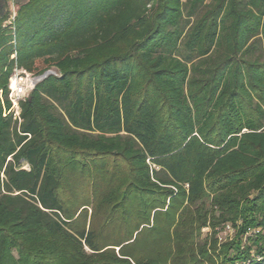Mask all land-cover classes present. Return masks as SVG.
Listing matches in <instances>:
<instances>
[{
  "label": "trees",
  "instance_id": "trees-1",
  "mask_svg": "<svg viewBox=\"0 0 264 264\" xmlns=\"http://www.w3.org/2000/svg\"><path fill=\"white\" fill-rule=\"evenodd\" d=\"M0 94V264H264V0H28Z\"/></svg>",
  "mask_w": 264,
  "mask_h": 264
},
{
  "label": "built area",
  "instance_id": "built-area-1",
  "mask_svg": "<svg viewBox=\"0 0 264 264\" xmlns=\"http://www.w3.org/2000/svg\"><path fill=\"white\" fill-rule=\"evenodd\" d=\"M27 71L23 69H15L13 76L11 77V82L9 85L10 94L9 97L13 101V108L15 109V114L19 115V100L21 98H25L29 95V93L35 88V86L46 78L48 75H56L58 76L59 73L56 70H49L44 75L40 77L33 78V80H25L22 78L23 74H26ZM18 77H21L20 80ZM1 97V94H0ZM227 229H232L231 225L226 226ZM260 229H249L248 234L258 233ZM239 264V263H237ZM242 264V263H240Z\"/></svg>",
  "mask_w": 264,
  "mask_h": 264
},
{
  "label": "rangeland",
  "instance_id": "rangeland-1",
  "mask_svg": "<svg viewBox=\"0 0 264 264\" xmlns=\"http://www.w3.org/2000/svg\"><path fill=\"white\" fill-rule=\"evenodd\" d=\"M46 72H44V73H42L40 75L32 74V73L27 72L26 74H23L24 76H22V78L25 79V80L30 81V80H33V78L40 77V76L44 75ZM18 78L19 79H17V80H20L21 77H18ZM211 234H212V229L211 228H208V227L203 228L202 229L201 238L199 239V242L204 241L206 238H210ZM234 234H235V231H234L233 228L230 229V230L225 228L224 230L219 232V234H218V236H219V238H218V254L221 253L222 244L225 243V242L231 241L234 238ZM209 242L211 243V241H209ZM215 258H216V263L217 264H221L220 257H217L215 255Z\"/></svg>",
  "mask_w": 264,
  "mask_h": 264
},
{
  "label": "crops",
  "instance_id": "crops-1",
  "mask_svg": "<svg viewBox=\"0 0 264 264\" xmlns=\"http://www.w3.org/2000/svg\"><path fill=\"white\" fill-rule=\"evenodd\" d=\"M28 0H0V19L7 17L8 21L16 14L19 6Z\"/></svg>",
  "mask_w": 264,
  "mask_h": 264
}]
</instances>
